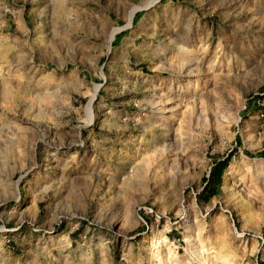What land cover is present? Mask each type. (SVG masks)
<instances>
[{
    "label": "rangeland",
    "instance_id": "obj_1",
    "mask_svg": "<svg viewBox=\"0 0 264 264\" xmlns=\"http://www.w3.org/2000/svg\"><path fill=\"white\" fill-rule=\"evenodd\" d=\"M0 264H264V0H0Z\"/></svg>",
    "mask_w": 264,
    "mask_h": 264
},
{
    "label": "trees",
    "instance_id": "obj_2",
    "mask_svg": "<svg viewBox=\"0 0 264 264\" xmlns=\"http://www.w3.org/2000/svg\"><path fill=\"white\" fill-rule=\"evenodd\" d=\"M219 165H220V166H223V165L221 164V162H219V163L217 164V166L213 168L212 173H211V179L209 180V183L206 185V188H208V187L211 185V181H213V180L216 179L217 177L219 178V176H220V172H219V170H218ZM218 173H219V174H218Z\"/></svg>",
    "mask_w": 264,
    "mask_h": 264
},
{
    "label": "bare ground",
    "instance_id": "obj_3",
    "mask_svg": "<svg viewBox=\"0 0 264 264\" xmlns=\"http://www.w3.org/2000/svg\"><path fill=\"white\" fill-rule=\"evenodd\" d=\"M156 1H158V0H150V2H156Z\"/></svg>",
    "mask_w": 264,
    "mask_h": 264
}]
</instances>
